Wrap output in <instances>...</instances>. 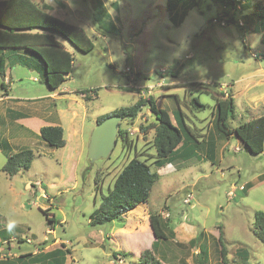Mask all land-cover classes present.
I'll use <instances>...</instances> for the list:
<instances>
[{
	"label": "rangeland",
	"instance_id": "rangeland-1",
	"mask_svg": "<svg viewBox=\"0 0 264 264\" xmlns=\"http://www.w3.org/2000/svg\"><path fill=\"white\" fill-rule=\"evenodd\" d=\"M68 1L76 14L67 22L84 29L95 48L81 53L57 36L74 54L70 77L53 91L58 98L46 99L44 95L51 91L41 75L23 67L11 83L21 107L10 108L24 113L32 124L39 119L47 123L57 120L65 129V147H50L28 130L29 138L22 140L24 130L18 135L16 129L11 132L1 124L8 120L6 105L0 104V144L8 145L9 154L30 149L35 155L28 171L9 177L2 172L7 153L0 149V230L15 222L0 239L10 240L12 253L18 256L32 254L58 239L65 247L62 264H141V253L152 250L155 241L149 216L159 214L175 233L174 238L159 241L153 251L161 264H198L201 248L207 253L206 264H222L221 233L227 264H264V244L255 234L256 213L264 212V156L247 152L236 136L222 139L212 124L209 136L213 145L204 142L197 158L177 160L159 169L153 165L155 133L151 125L155 116L145 107L134 121L122 120L120 128L133 131L129 135L138 158L150 163L160 178L148 202L124 216L120 231L117 221L93 227L90 219L135 150L132 146L128 152L117 139L110 159L91 163L88 157L97 118L134 105L140 96L153 97L157 107L167 111L178 126L177 97L186 124L205 133L209 132L216 99L208 90L198 88V83H216L223 91H244L234 99L236 115L230 126L252 120L242 107L256 109L259 114L257 97L264 87L247 91L245 86L262 79L238 80L264 67L261 35L239 24H213L222 13L212 0H186L173 13L167 11V0H102L105 13L100 10V14L90 0ZM245 1L244 7L251 13L256 4L264 12V0ZM253 20L264 23L257 14ZM1 83L0 78V94ZM81 91L91 99L85 100ZM191 92L206 105L204 109L188 107ZM141 127L150 128L143 131ZM208 147L214 151L208 152ZM112 251L126 256L115 261ZM243 252L248 254L246 261Z\"/></svg>",
	"mask_w": 264,
	"mask_h": 264
},
{
	"label": "trees",
	"instance_id": "trees-1",
	"mask_svg": "<svg viewBox=\"0 0 264 264\" xmlns=\"http://www.w3.org/2000/svg\"><path fill=\"white\" fill-rule=\"evenodd\" d=\"M43 1L40 0L41 3ZM90 1L97 11L96 14L105 13V5L102 0ZM212 1L220 6L222 13L218 17L220 20L226 18L228 25L239 24L234 16L240 10L246 9L244 5L247 1ZM185 2L186 0H167V11L173 13ZM255 9L257 12L261 11L258 4L255 5ZM262 14L259 13L258 15L264 18ZM56 36L64 38L81 53H90L95 48L92 39L84 29L53 16L43 9L40 3L32 0H0V52L24 50L33 55V59L29 60L26 58L24 62H26L28 67L32 64L33 68L35 67V69L39 70L43 82L53 91L59 89L66 82L67 77L72 73L74 64L73 55L64 48L63 44L56 40ZM198 84L200 85L198 88L208 90L216 99L212 113L213 120L211 121L220 137L228 139L236 136L247 152L253 155L263 154L264 114L250 121L243 122L236 127H231L229 121L233 120L236 115L233 94L229 91L221 90L220 85L216 83L211 85ZM84 93L85 91L80 92L81 95H84L85 100H90L91 98ZM189 96V106H187L190 109L202 110L206 107L198 96L192 95V92ZM176 100L178 102V110L176 112L178 126L173 124L167 111L157 107L156 100L153 97L143 98L142 96L130 107L116 109L109 114L100 116L97 118L96 124L112 115H118L122 120L132 122L145 107H148L156 120L151 125L155 133L152 142L155 150L153 165L160 169L177 160L188 162L197 158L198 150L202 143L206 142L208 131L202 133L203 129L189 127L184 120L186 113L180 107V101L177 97ZM149 128L141 127L143 131H147ZM40 138L53 148H63L66 145L64 129L60 126L42 127ZM118 139L122 141L128 152L133 146L135 156L124 164L123 168L113 179L114 184L109 187L108 194L104 196L102 204L91 215L90 225L93 227L117 221L119 228H123L125 224L124 216L138 205L148 202L151 190L160 178L159 173L152 169L150 163L138 158L136 145L130 139L128 130L120 128ZM0 149L7 153V161L2 168V172L7 176L14 177L19 172L28 171L31 168L35 157L32 150L25 149L9 154L8 145L4 146L1 144ZM43 212L46 214L47 211ZM149 218L155 241L152 244V250L148 249L141 253V264H161L154 256L153 251L159 241L174 238L175 233L172 230L169 231V223L163 220L161 215L150 214ZM48 220L50 223L54 222L53 218H48ZM166 231H168L169 236ZM255 234L259 241L264 244V212L262 211L256 213ZM222 236L223 234L221 233L219 235L221 263L227 264L226 248L223 245ZM196 239L191 242L195 244ZM243 254V259L247 260L248 254L246 252H243ZM200 255L199 260H197L198 264H206L207 253L205 249L201 248ZM121 256L125 257L126 254L112 251L113 259L119 260ZM24 257L26 258V255Z\"/></svg>",
	"mask_w": 264,
	"mask_h": 264
},
{
	"label": "crops",
	"instance_id": "crops-1",
	"mask_svg": "<svg viewBox=\"0 0 264 264\" xmlns=\"http://www.w3.org/2000/svg\"><path fill=\"white\" fill-rule=\"evenodd\" d=\"M34 2L40 3L42 8L45 9L48 13L52 14L53 16H55L59 19L65 20L66 22H67V18H69L71 16L73 17L76 14V10L75 9L73 10L71 8V5L68 3L69 2L68 0H54V4H51L52 2H50L49 0H44L42 3L40 2V0H38V1L35 0ZM247 9L248 8H246L244 10H240L238 12V14H236L234 17L238 21L239 25H240V23L243 24L242 25L243 28H248L249 31H252L256 34L261 35V37H262L261 42L264 45V23L259 25V23L257 21L253 20V16L256 14L258 17L263 18V17L259 16L258 13H260V14L263 13L262 15L264 16V12H262V10L257 12L255 9V12L251 13V11H249V9L248 10ZM241 18H242V20H241ZM56 40L59 41L57 36H56ZM59 42L61 44H63L61 41H59ZM63 46L74 57L73 52H71V50L68 47H66V45L63 44ZM26 58L31 60L34 58V56L31 55L30 53H27L24 50H16V51H11V52H8V51L0 52V78L2 79L0 104H3L4 106L6 105L4 108V113H5V118L8 120L7 123L1 122V124L4 127H5V125H7V129L11 132H12V129H16L17 134H18L19 130H22V131L24 130V134H22V133L20 134L22 137V140H27L29 138L28 136H30V135L31 136L33 135V136H36L39 138L40 137V130L42 127L60 126L64 129L63 126H61L60 124H57L55 122L57 120L47 123V122L41 121V119H39L38 123L32 124L33 121H30V118H28L24 113L18 112L17 110H14V108H10L11 106L12 107H21V106H19V103H16L18 99H17V97L13 96V93L11 90V83H12V81H14V77L19 72V67H23L25 69H28L29 71L36 72L39 75H41L39 70L35 69V67L33 68L32 64L28 67L26 62H24ZM258 71L259 72H257L255 75H250V76L239 79L238 83L243 82V81H249L253 77L260 76L262 80L255 82L253 85H251V83L248 82V84L245 86V90L252 91V87H254V89L264 87V67L261 66L258 69ZM70 75L67 78H69ZM34 81H39V80L34 78ZM145 88H150V87H145ZM49 90L51 92L48 91L50 93H47L46 95H44L46 99L58 98V95L56 92H53V90H51V89H49ZM57 90H59V89H57ZM229 90L232 91L231 88H229ZM243 93H244L243 90H238L236 93H234V91H233L232 94H233V97L235 99L236 96H238V95L241 96V95H243ZM259 94L260 95L257 97L259 100V103H260L257 106H261L260 107L261 110H260L259 114L255 113L254 110H256V109L247 110L246 108L242 107V112L246 111V112L250 113L252 119L253 118L255 119V118L261 116V114H264V88L262 90H260ZM256 104H257V101L255 100L254 105H256ZM51 114H54V113H50V116H52ZM56 114H58V111ZM75 115H76V113H75ZM212 120H213V118H212ZM209 122H210V127H209V132L207 135V138H209V141L206 138V143H208V146L210 147L211 145H213V142L210 140V136H209L210 135V128L212 126V121L209 120L208 123ZM25 130H28L29 132H31V134L29 135V133H26ZM1 134H2V132L0 131V135ZM65 135L66 134H65V129H64V137H66ZM75 135H76V133H75ZM66 145H67V140H66ZM236 148L238 149L239 147H236ZM223 149L225 150V148H223ZM207 151L210 152V151H214V150L209 148ZM262 155L264 156V153ZM50 224H52V223H50ZM122 229L123 228H117L118 231H120ZM6 231H8V229L2 228V230H0V234L4 233ZM49 231L52 233V231H53L52 228H50ZM60 246H61V248H60ZM64 248L65 247L61 243V241H59L58 239H52L51 244L45 245L41 248H37L32 254H28V253L26 254L25 253V254H21V256H18L15 253H12L13 249H12L10 240H1L0 239V264H53V263L54 264H60V263L62 264L63 262H65V260H63V254H64V250H65ZM25 255H31L32 257L30 259L29 258L25 259V257H24ZM119 260H121V259H119Z\"/></svg>",
	"mask_w": 264,
	"mask_h": 264
},
{
	"label": "water",
	"instance_id": "water-1",
	"mask_svg": "<svg viewBox=\"0 0 264 264\" xmlns=\"http://www.w3.org/2000/svg\"><path fill=\"white\" fill-rule=\"evenodd\" d=\"M121 121L120 116L112 115L95 125L88 145V157L91 163L111 157L117 146Z\"/></svg>",
	"mask_w": 264,
	"mask_h": 264
},
{
	"label": "built area",
	"instance_id": "built-area-1",
	"mask_svg": "<svg viewBox=\"0 0 264 264\" xmlns=\"http://www.w3.org/2000/svg\"><path fill=\"white\" fill-rule=\"evenodd\" d=\"M213 24L220 25V26H227V25H228L227 22H226V18H224L223 20H220L219 18H214V19H213ZM242 25H243V24L240 23V26H242ZM127 72H130V70L127 69ZM151 88H153V87H150L149 90H150ZM129 134L132 135V134H133V131H131ZM244 189H245V186H241V187H240V190L243 191ZM232 195H233V191L231 192V196H232Z\"/></svg>",
	"mask_w": 264,
	"mask_h": 264
},
{
	"label": "clouds",
	"instance_id": "clouds-1",
	"mask_svg": "<svg viewBox=\"0 0 264 264\" xmlns=\"http://www.w3.org/2000/svg\"><path fill=\"white\" fill-rule=\"evenodd\" d=\"M14 227H15V222H14V221H10V222L7 224V229H8L9 231H11Z\"/></svg>",
	"mask_w": 264,
	"mask_h": 264
}]
</instances>
